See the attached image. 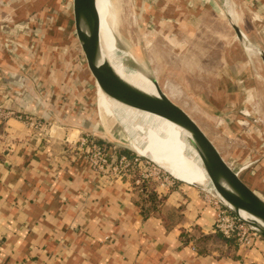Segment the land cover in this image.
Listing matches in <instances>:
<instances>
[{"label":"crops","instance_id":"crops-1","mask_svg":"<svg viewBox=\"0 0 264 264\" xmlns=\"http://www.w3.org/2000/svg\"><path fill=\"white\" fill-rule=\"evenodd\" d=\"M237 1L251 5L245 23L234 20L250 49L235 30L229 35L228 16L220 21L223 32L205 27L203 20L220 15L201 8L188 11L193 24L181 26L188 34L174 48L186 45L193 98L225 122L223 133H244L237 144L230 138L217 143L226 157L246 165L245 179L264 194V124L248 120L249 133L231 119L235 113L245 119L250 109L264 123V0ZM32 2L0 0V104L42 125L31 127L17 116L0 123V264H264V239L250 247L225 239L215 231L216 210L195 186L175 182L159 210L145 215L142 193L129 177L94 171L79 146V113L68 109L61 86L57 94L27 50L15 57L3 46L18 33L26 42L20 27L1 21L8 13L25 19L22 10ZM42 30L50 34L49 27Z\"/></svg>","mask_w":264,"mask_h":264},{"label":"rangeland","instance_id":"rangeland-1","mask_svg":"<svg viewBox=\"0 0 264 264\" xmlns=\"http://www.w3.org/2000/svg\"><path fill=\"white\" fill-rule=\"evenodd\" d=\"M111 2L119 19L118 47L133 52L144 64V69L155 73L161 87L173 101L192 115L203 128H212L213 133H208L214 137L216 142L219 139L224 141L225 138H230L237 144L244 133L234 131L223 133L219 125L223 126L225 122L217 116L208 115L206 113L208 110L204 109L203 101L193 98L194 96L189 91L186 74L189 58L186 45L182 44L180 52L174 47H178L180 41L177 42V39L183 37L182 34H188L186 29H181V26L185 23L193 24L187 16L189 10L201 8L206 13L217 12L220 15L219 20L206 19L203 20V23L205 22V27L211 26L213 29L222 31L224 30L223 23L227 22L226 16H228L227 12L230 13V9H233L234 13L237 12V20L243 24L247 21L246 17L249 15V10H251L249 6L251 5H244L237 0H229V2L226 0H111ZM31 5L33 6L28 11L22 10V16H25V19L17 21L12 13H8L2 18L4 25L14 27L17 25L20 27L21 33H27L24 43L20 40V33L9 35L8 38L3 39L4 48L15 57H20L18 54L21 48L27 50L31 62L33 61L39 71L44 73V77L50 80V83L53 84L52 88L57 94L60 93L58 85L61 86L60 91L66 96V106L71 111L77 110L79 113V126L84 129L82 136H90L97 144L100 141L104 142L107 151H114L116 148L118 150L125 149L117 144L119 140L121 143H128L126 140L120 139L127 133L123 127L124 124L119 120V115L116 112L113 113L116 119L101 115V104L108 106L113 111L114 108L108 99H100V87L97 88L85 64L72 25L71 0H34ZM220 21H224L222 25ZM43 25L50 28V34H46L42 30L45 27ZM227 27L229 35L232 34L234 37V29L229 22V17L226 29ZM247 27L250 28V24ZM229 39L231 38L229 37ZM124 61L126 65L133 68L140 67L129 57H125ZM37 76V73L32 75L36 87L39 88L41 81ZM54 81H58L59 84ZM244 110L246 116H242L245 119L236 113L231 116L234 123L242 122L243 127L249 133H252L248 130H251L253 125L248 120H252L251 122L256 124H264L259 116L254 117L251 114L250 109ZM72 120L69 119L70 122ZM84 121H90V124L86 125L83 123ZM144 136L147 144L142 147L144 151H139L138 147L135 148L140 155L150 157L152 142L149 137ZM153 152V156L159 158L155 149ZM132 153L138 155L136 152ZM144 156H140L142 158L141 168L136 167L129 176L131 182L136 179L140 180L139 184H135L140 191L158 189L165 178L176 183L185 182L187 184L185 180L181 182L183 179L178 181V177L162 168L153 157H150L153 160L151 161ZM167 188L161 187L163 191L160 193L164 194Z\"/></svg>","mask_w":264,"mask_h":264},{"label":"water","instance_id":"water-1","mask_svg":"<svg viewBox=\"0 0 264 264\" xmlns=\"http://www.w3.org/2000/svg\"><path fill=\"white\" fill-rule=\"evenodd\" d=\"M71 12L79 48L97 88L100 87L109 98L119 104L166 117L190 134L186 141L198 153L210 183L187 184L218 199L264 238V194L245 179L246 165L222 153L218 143L197 120L169 97L154 72L143 69L154 83L158 96L141 90L118 73L105 52L97 0H71ZM227 15L244 47L250 49L251 43L246 35L235 23L232 15L229 12ZM123 127L126 131L125 125ZM117 144L140 155L129 143L119 141ZM144 157L153 161L150 157Z\"/></svg>","mask_w":264,"mask_h":264},{"label":"bare ground","instance_id":"bare-ground-1","mask_svg":"<svg viewBox=\"0 0 264 264\" xmlns=\"http://www.w3.org/2000/svg\"><path fill=\"white\" fill-rule=\"evenodd\" d=\"M97 5L101 21V38L105 52L118 73L141 90L158 96L154 83L143 70L144 64L133 52L122 50L118 47L119 37L117 36V31L119 19L111 0H97ZM242 9L241 11H243ZM229 11L233 18L237 20V15L233 9ZM118 56L120 58H117ZM125 57H129L138 63L140 65L139 69L126 65ZM101 98L111 101L114 108L113 111L108 106L101 104V115L115 118L113 113L116 112L119 115V120L125 125L127 135L120 137V139L126 140L134 149L138 147L139 151H144L142 147L144 145L147 146L144 139V135H146L152 142V149L158 152L159 158L153 156L154 152L151 148L149 155L159 162L162 168L173 173L178 179H183V181L185 180L190 184L210 183V179L200 163L198 153L186 141L190 134L184 129L166 117L119 104L109 98L100 88ZM142 132L143 134H140Z\"/></svg>","mask_w":264,"mask_h":264},{"label":"built area","instance_id":"built-area-1","mask_svg":"<svg viewBox=\"0 0 264 264\" xmlns=\"http://www.w3.org/2000/svg\"><path fill=\"white\" fill-rule=\"evenodd\" d=\"M12 116L24 119L31 127H42L40 122L33 120L28 115L23 116L9 106L0 104V123ZM79 146L94 171L98 174H106L112 177H129L136 167L139 169L141 168L142 158L139 155L128 156L127 154H118V156H116V149L114 151H107L88 135L80 138ZM139 182V179L134 180L135 184H139ZM174 183L175 181L165 178L159 187H169ZM155 190L158 191V189ZM203 197L205 202L216 210V232L220 233L225 238L235 239L236 243L242 247H250L254 244L256 239L261 238L251 226L240 220L218 199L205 192H203Z\"/></svg>","mask_w":264,"mask_h":264},{"label":"trees","instance_id":"trees-1","mask_svg":"<svg viewBox=\"0 0 264 264\" xmlns=\"http://www.w3.org/2000/svg\"><path fill=\"white\" fill-rule=\"evenodd\" d=\"M99 145L103 149H105V147H106L105 146L106 144L102 141L99 142ZM117 150L118 149L116 148V151ZM117 153L118 154H122V153L127 154L128 156L135 155L134 153H132L131 151H129L127 149L118 150ZM141 193H142L141 205L143 206L145 215L155 213L157 210H159V208L161 207V204L163 203V201L165 199V195L159 193L154 188H152L150 190L146 189L144 191H141ZM225 239L236 243L235 239H233V238H225ZM260 239H264V238L261 236Z\"/></svg>","mask_w":264,"mask_h":264}]
</instances>
